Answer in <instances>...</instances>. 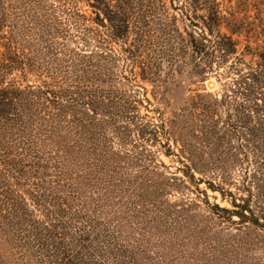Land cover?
<instances>
[{
	"label": "rangeland",
	"instance_id": "374dc122",
	"mask_svg": "<svg viewBox=\"0 0 264 264\" xmlns=\"http://www.w3.org/2000/svg\"><path fill=\"white\" fill-rule=\"evenodd\" d=\"M166 1L169 14L180 17L179 2L171 7L170 0ZM218 2L224 15L226 10L237 12L255 24L264 19V0ZM48 3H6L12 7L8 16L16 25L15 36L39 70L30 73L22 87L47 90L42 86L46 82L55 91L59 83L72 81L75 68L100 70L99 88L111 93L113 102H134V116L144 117V123H164L166 130H159L158 141L150 138L148 142L136 130L126 135L108 125L92 127V138L86 136L84 141L67 132L63 136L69 151L78 157L57 159V148L50 147L55 159L41 162L45 168L38 170V180L33 171L23 169L28 163L18 155L24 146L18 140H2L0 264H58L45 223L55 226L60 236L55 240L76 257L77 264H264V230L241 225L239 217L230 219L215 208L233 210L234 198L241 202L247 197L242 180L255 167L236 125L242 110L224 98L231 95L225 85L228 78L215 71L202 76L195 73L190 50H182L179 41L171 49L169 38L158 32L159 14L152 17L154 37L147 38L151 44H145L142 51L147 63H153L152 74L142 79L136 68L133 77L121 59V41L108 40L96 23L87 26L98 28V35L81 33L66 13L53 11ZM78 11L88 19L96 17L85 1L79 2ZM39 22L51 24L52 32L43 34ZM178 26L184 32L181 22ZM100 34L107 41H101ZM250 36L239 37L240 53L246 45L255 48L257 38V43L263 40ZM105 55L113 59H104ZM215 101L222 102L214 106ZM113 113L118 123L131 117L126 110ZM210 119L216 129L205 140L201 132L210 127ZM169 127H174L175 135H168ZM185 142L188 154L180 150ZM186 166H226L228 173L221 179L214 172L190 171Z\"/></svg>",
	"mask_w": 264,
	"mask_h": 264
},
{
	"label": "trees",
	"instance_id": "16d2710c",
	"mask_svg": "<svg viewBox=\"0 0 264 264\" xmlns=\"http://www.w3.org/2000/svg\"><path fill=\"white\" fill-rule=\"evenodd\" d=\"M8 1L13 0H0V147L2 140L5 143L10 139L12 142L18 140L24 146L18 156L28 163L23 169L33 171L31 173L36 176V180L41 178L38 170L45 168L41 162L55 159L53 151H49L50 147L57 148V159L76 160L79 154L69 151L64 137L68 133L73 132L79 136L78 140L84 141L86 136L92 138V127L108 125L113 131H124L122 134L126 135L136 130L141 139L148 142L150 138L157 139L159 130H166L164 123H144V117L134 116L137 109L134 102L125 101L121 105L113 102L110 99L111 93L99 88L98 84L103 82L99 77L100 70L89 72L85 66L75 68L72 81L66 85L64 82L59 83L55 91L50 90L46 82L42 86L47 90L36 85L22 87L27 76L33 72L39 73V70L33 63L34 59L26 54L15 36L16 25L9 21L8 9L12 7L6 5ZM81 1L92 8L96 15L94 19L79 13L78 4ZM177 1L176 9H179L180 17L169 14L166 0H54L52 3H48L49 0H38V4L48 3L53 11L66 13L75 26L82 29L81 33L99 34L98 28L87 26L89 22L103 27L108 40L123 43L121 59L130 67V74L135 77V69L139 68L142 79H149L152 74L153 63H147V56L144 57L142 51L145 44H151L147 38L154 37L151 35L154 22L152 17L159 14L158 32L169 38L171 49L174 41H179L182 50H190V61L195 73L204 75L215 71L219 76L227 77L225 85L231 95L226 94L224 98L237 103L242 110V117L236 119V125L244 134L245 145L254 157L255 167L246 171L242 180L247 197L242 198L241 202L234 198L233 210L218 205L215 208L226 213L230 219L233 216L239 217L237 222L241 225L251 224L264 230V19L255 24L246 17L240 18L237 12L226 10L227 15H224L218 0H170L171 7ZM178 22L184 25V32L180 31ZM39 24L43 34L52 32L51 24ZM57 24L61 26L62 22ZM243 34L249 39L250 35L262 36L263 40L257 43V38L255 48L246 45L240 53L239 37ZM102 36L100 34L98 38L107 41ZM130 36L133 39L129 42ZM174 51L175 47L171 52ZM247 57H250L249 61ZM103 58L113 59V56L105 55ZM215 102L213 105L217 106L222 101ZM124 110L131 112V117L123 118L126 120L120 124L113 118V112ZM209 123L210 127H205V131L201 132L205 140L216 129L213 119ZM167 130L169 136L176 133L174 127ZM180 150L188 154L186 142L183 150ZM167 151L172 153L169 145ZM5 155L9 157L10 153ZM186 167L201 173L214 172L221 179L228 173L226 166ZM210 185L217 189L213 184ZM36 186L39 188L40 184ZM221 191L225 196L223 189ZM43 226L46 232L52 234L49 239L53 240L52 246L59 255L58 264H77L76 257L64 250L62 242L56 241L60 236L54 231L55 226L46 223Z\"/></svg>",
	"mask_w": 264,
	"mask_h": 264
}]
</instances>
